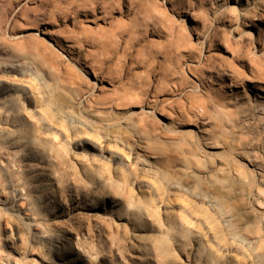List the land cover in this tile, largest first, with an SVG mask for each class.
Listing matches in <instances>:
<instances>
[{"label": "rangeland", "instance_id": "1", "mask_svg": "<svg viewBox=\"0 0 264 264\" xmlns=\"http://www.w3.org/2000/svg\"><path fill=\"white\" fill-rule=\"evenodd\" d=\"M0 62V264H264V0H0Z\"/></svg>", "mask_w": 264, "mask_h": 264}, {"label": "bare ground", "instance_id": "2", "mask_svg": "<svg viewBox=\"0 0 264 264\" xmlns=\"http://www.w3.org/2000/svg\"><path fill=\"white\" fill-rule=\"evenodd\" d=\"M259 13H261V12H259ZM1 63V62H0ZM7 63V62H6ZM6 63H3V65H6V66H10V64L8 63V64H6ZM12 64V63H11ZM1 65V64H0ZM19 65V64H18ZM2 67V66H1ZM12 130V129H11ZM102 140V139H101ZM100 140V141H101ZM104 143V142H103ZM58 147V146H57ZM59 148H62V149H58V148H56V147H52V150L54 151V153L56 154V157L55 158H57V156L59 155V157L61 156V153H63L62 151H63V147H59ZM62 150V151H61ZM131 154V153H130ZM55 156V155H54ZM130 156V155H129ZM61 158V157H60ZM132 158V157H131ZM59 159V158H58ZM60 160V159H59ZM40 183V182H39ZM44 184V183H43ZM38 185H40V184H38ZM45 185V184H44ZM45 187H47L46 185H45ZM51 188V187H50ZM40 191V190H39ZM48 192V191H47ZM35 194H37V193H35ZM47 194V193H46ZM112 206H114V205H112ZM73 208H76V209H92V208H95V206H93V205H82V204H77L76 206H74ZM111 208V207H110ZM86 209V210H87ZM101 209H102V211L104 210V207H101ZM106 210V209H105ZM85 211V210H84ZM107 211V210H106ZM64 212H66V211H64ZM72 212V211H71ZM70 212V213H71ZM104 212V211H103ZM76 213H77V211H76ZM55 214H57V213H55ZM106 214H107V212H106ZM70 220V219H69ZM79 228V227H78Z\"/></svg>", "mask_w": 264, "mask_h": 264}]
</instances>
